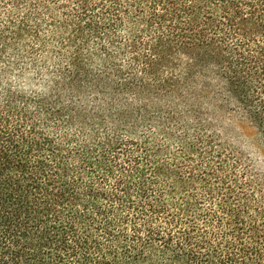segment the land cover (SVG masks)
I'll return each instance as SVG.
<instances>
[{
	"label": "trees",
	"instance_id": "trees-1",
	"mask_svg": "<svg viewBox=\"0 0 264 264\" xmlns=\"http://www.w3.org/2000/svg\"><path fill=\"white\" fill-rule=\"evenodd\" d=\"M231 112L264 142V0H0V264H264Z\"/></svg>",
	"mask_w": 264,
	"mask_h": 264
},
{
	"label": "rangeland",
	"instance_id": "rangeland-1",
	"mask_svg": "<svg viewBox=\"0 0 264 264\" xmlns=\"http://www.w3.org/2000/svg\"><path fill=\"white\" fill-rule=\"evenodd\" d=\"M220 124L231 145L243 154L256 173L264 176V142L257 131L232 112L221 115Z\"/></svg>",
	"mask_w": 264,
	"mask_h": 264
}]
</instances>
